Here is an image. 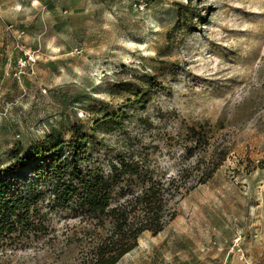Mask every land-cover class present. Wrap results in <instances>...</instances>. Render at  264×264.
Masks as SVG:
<instances>
[{
    "label": "rangeland",
    "instance_id": "1",
    "mask_svg": "<svg viewBox=\"0 0 264 264\" xmlns=\"http://www.w3.org/2000/svg\"><path fill=\"white\" fill-rule=\"evenodd\" d=\"M74 131L83 167H139L112 208L184 187L117 264H264V0H0V172ZM47 188L42 227L1 238L0 264H89L111 232Z\"/></svg>",
    "mask_w": 264,
    "mask_h": 264
},
{
    "label": "trees",
    "instance_id": "2",
    "mask_svg": "<svg viewBox=\"0 0 264 264\" xmlns=\"http://www.w3.org/2000/svg\"><path fill=\"white\" fill-rule=\"evenodd\" d=\"M134 95L140 97L138 93ZM111 118L119 121L121 116ZM90 137L74 131L72 140L66 141L61 135L51 134L34 145L25 157H20L17 150L12 152L14 163L0 172V239L42 227L43 215L38 203L45 197V191L40 189L41 184L47 185L46 190H52L57 200L71 204L79 216L110 220L112 230L94 246L89 264H117L137 247L141 234L151 232L156 236L163 231L169 203L184 187L175 181L151 182L129 205L112 208L113 188L125 173L138 174L139 167L124 162L123 167L114 165L110 178L100 170L83 167ZM32 161L37 164L36 182L32 180L24 189L11 185L13 176L25 174ZM7 173L11 177L4 179Z\"/></svg>",
    "mask_w": 264,
    "mask_h": 264
},
{
    "label": "built area",
    "instance_id": "3",
    "mask_svg": "<svg viewBox=\"0 0 264 264\" xmlns=\"http://www.w3.org/2000/svg\"><path fill=\"white\" fill-rule=\"evenodd\" d=\"M26 62L28 63V64H31V63H35V59H34V56L32 55H27V59H26ZM26 62H25V64H26ZM25 66V65H24Z\"/></svg>",
    "mask_w": 264,
    "mask_h": 264
}]
</instances>
